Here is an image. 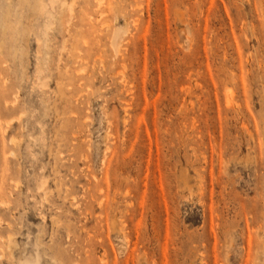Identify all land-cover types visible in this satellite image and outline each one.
Here are the masks:
<instances>
[{"label": "rangeland", "instance_id": "obj_1", "mask_svg": "<svg viewBox=\"0 0 264 264\" xmlns=\"http://www.w3.org/2000/svg\"><path fill=\"white\" fill-rule=\"evenodd\" d=\"M34 263L264 264V0H0V264Z\"/></svg>", "mask_w": 264, "mask_h": 264}, {"label": "bare ground", "instance_id": "obj_2", "mask_svg": "<svg viewBox=\"0 0 264 264\" xmlns=\"http://www.w3.org/2000/svg\"><path fill=\"white\" fill-rule=\"evenodd\" d=\"M4 19H5V18H4ZM5 101H7V100H5ZM2 110H3V112L1 113V116H3V114H4V116H5V114H6L7 112H9V111H11V110H13V109H9V110H8L6 107H4ZM26 260H27V259H26ZM26 260H25V261H22V262L24 263V262H26ZM34 262H35V261H34ZM34 264H35V263H34Z\"/></svg>", "mask_w": 264, "mask_h": 264}]
</instances>
